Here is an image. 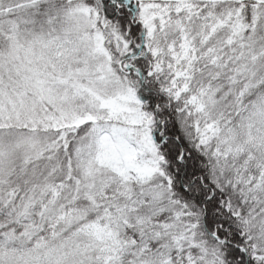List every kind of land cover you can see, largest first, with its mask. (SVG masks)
Returning <instances> with one entry per match:
<instances>
[{
    "label": "snow or ice",
    "instance_id": "snow-or-ice-1",
    "mask_svg": "<svg viewBox=\"0 0 264 264\" xmlns=\"http://www.w3.org/2000/svg\"><path fill=\"white\" fill-rule=\"evenodd\" d=\"M0 264H264V0H0Z\"/></svg>",
    "mask_w": 264,
    "mask_h": 264
}]
</instances>
